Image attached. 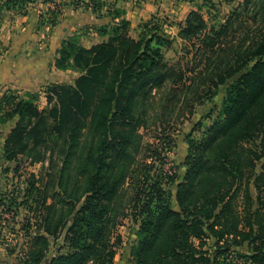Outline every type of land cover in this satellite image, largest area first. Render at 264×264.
Returning <instances> with one entry per match:
<instances>
[{
	"label": "trees",
	"instance_id": "16d2710c",
	"mask_svg": "<svg viewBox=\"0 0 264 264\" xmlns=\"http://www.w3.org/2000/svg\"><path fill=\"white\" fill-rule=\"evenodd\" d=\"M205 2L210 18L212 8L219 14L215 2ZM202 7L191 11L180 31L185 41L199 45L207 60L205 72L200 69L193 80L208 74L205 90L212 96L220 85L242 73L226 89L221 108L225 119H217L212 134L197 150L199 155L189 160L190 173L177 183L180 209L167 202L165 189L159 187L162 181L151 180L153 165L145 163V176L137 175L135 198L142 201L145 218L135 249L139 264H226L230 257L226 254L246 242L253 248L243 255L244 263L264 264V169L259 174L253 169L264 151L247 149L242 143L264 134V0H243L225 21H211ZM121 12L114 18H120ZM129 26L130 21L122 18L111 31L102 27L99 32L109 35L108 40L90 47L75 37L63 41L56 67L85 72L76 85L54 84L57 103L50 108L54 124L44 125L43 110L33 93L23 96L9 91L0 100V121L19 119L6 140L10 157L25 152L35 131L40 133L38 140L44 133V143H50V137L54 145L61 144L60 140L69 142L60 190L55 201L43 205L47 214L40 228L46 234L33 237L36 248L31 260L35 263L49 251V237L58 236L72 212L75 217L66 235L71 249L54 256L50 264H111L116 255L110 236L107 241V230L112 227L113 207L120 201L121 189L136 176L134 165L142 148L139 129L148 123L147 105L155 89L177 82L162 50V44L170 40L158 25L145 22L138 38L128 33ZM220 53L224 58L217 64V72H211L213 58ZM55 97L48 95L49 101ZM242 113L246 116L224 141L211 146L219 130L227 129ZM262 141L264 150V138ZM240 149L246 152L247 161ZM252 178L256 200L250 187ZM242 187L246 215L235 207ZM210 236L219 244L214 253L204 248V239ZM193 237L200 239L198 244ZM222 240L226 243L221 244Z\"/></svg>",
	"mask_w": 264,
	"mask_h": 264
},
{
	"label": "rangeland",
	"instance_id": "374dc122",
	"mask_svg": "<svg viewBox=\"0 0 264 264\" xmlns=\"http://www.w3.org/2000/svg\"><path fill=\"white\" fill-rule=\"evenodd\" d=\"M107 1L95 0L92 8L98 15L109 11V15L113 16L122 11L120 18L113 16L108 24L102 26L95 27L92 24L80 26L64 40L75 37L82 45L93 41L96 43L107 41L109 35H105V38L101 40L102 38L95 33V28L98 34L104 26L111 31L122 18L130 21L128 33L138 38L142 25L145 22H151V25H158L159 30L162 31L161 34L170 40L169 43L165 41L162 44V50L165 54V63L176 72L174 79H177V82H167L165 87L153 91L150 104L147 105L148 123L139 129L142 135L140 140L142 148L137 154L134 165L136 176L121 189L120 201L113 207L112 227L107 230V241L110 236L116 250L111 264H139L135 249L139 244V230L145 218L142 212V201L135 198L137 186L134 185L138 180L137 175L140 178L145 176V163H150L149 166L153 165L151 180L154 181V178L161 180L162 184L159 187L165 189L167 202L174 209H180L177 201V183L185 179L186 173H190L192 168L189 160L199 155L200 151L197 152V150L202 149L205 141L212 134L213 127L217 126L214 125L217 119L219 117L222 120L225 119L221 108L226 89L242 72L220 85L218 91L212 96H209L205 90L208 74L200 75L196 81L193 80L200 69L205 72L207 60L199 51V45L185 41L180 36V31L186 24L191 11L198 10L199 6H203L202 11L207 18H210L206 0H109L106 3ZM212 1L217 4L220 12L218 14L212 8L213 14L210 20L225 21L227 15L243 0ZM67 4H72L78 9L85 7L86 1L9 0L7 2V0H0V100L9 91L23 96L33 93L38 98L37 103L40 109L43 110L42 121L45 126L55 123L50 115V108L57 103L53 92L54 84L76 85L78 77L85 72L77 68L63 70L56 67L58 52L64 40L55 54L54 48L51 50L49 47L51 37L54 35L51 27L60 20ZM33 12L37 15L38 26L30 29L32 21L27 16H32ZM43 41H46V44L43 45ZM43 50L50 52V55L41 58L39 52ZM222 56L224 58V54L220 53L213 58L211 72H217V64L221 62ZM246 70L247 68L243 71ZM60 75H62L61 78ZM49 94L55 97L51 101L48 98ZM244 116L246 113H242L239 118L231 121L227 129L219 130L211 146L222 143ZM18 121V117L0 121V264H50L54 256L71 249L70 240L66 238V235L73 223L75 212L70 214L67 225L59 230L56 238L49 237L50 249L39 263L31 260L36 248L34 236L39 233L46 234L40 228L47 214V209L43 205L46 202L55 201V193L60 190L59 177L69 142L66 141L67 144L60 140L61 144L54 145L51 144L54 138L50 137V143H44L42 140L44 133L38 140L40 133L35 131L27 142L28 148L25 152L10 157L6 140ZM35 121L37 122V119L33 120ZM32 124L34 123L30 125ZM219 127L222 129L223 126ZM90 137V135L85 136V138ZM263 138L264 134L256 140L242 143L247 149L260 152L264 151L260 147ZM33 148L34 150H29ZM240 151L243 159L247 161L246 152L241 149ZM247 169H251V165H248ZM253 169L255 174L263 171L264 156L255 161ZM166 179L170 180L165 182ZM250 187L256 200L258 192L254 178L251 179ZM243 189L242 187V190L238 192L235 207L241 211L242 215H246L243 210L246 202ZM262 196L264 198V192ZM255 204L257 205L256 202ZM191 239L196 244L200 240L195 237ZM204 240V248L214 253L219 246V244L215 245V238L210 236L205 237ZM225 243V240L221 241V244ZM252 248L253 246L248 242L235 246L230 253L226 254L228 257L230 255L226 259V264H245L242 257L245 253L252 252Z\"/></svg>",
	"mask_w": 264,
	"mask_h": 264
},
{
	"label": "crops",
	"instance_id": "0c3cea01",
	"mask_svg": "<svg viewBox=\"0 0 264 264\" xmlns=\"http://www.w3.org/2000/svg\"><path fill=\"white\" fill-rule=\"evenodd\" d=\"M84 1H86L85 7L83 6L78 9L74 8L72 4L65 5L60 20L57 22L56 25L51 27V31L54 32V35L51 37L52 40H51V44L49 45V47H51V50L54 48V51H53L54 54L56 52V49L62 43V41L65 38H67V35H71L80 26L92 24L95 27H97V26L108 24L109 21L112 20L113 16L109 15V11H107L106 13H102L100 15L96 13L97 11L92 8L93 1L95 0H84ZM108 1L106 3H108ZM102 11L104 12L103 8H102ZM30 16H27L29 20L32 21L31 26L29 28L34 29L35 27L38 26L37 15L35 12H33L32 16L31 17ZM95 33H97L98 37L102 38L101 40L105 38L104 35L98 34L96 28H95ZM44 37L48 42V38L45 36V34H44ZM95 43L96 42L93 41L90 44L85 43L84 45L91 46ZM44 44H46V41H43V45ZM39 53L41 55V58H44L48 56L50 52L48 53L45 50H43V51H40ZM61 76L62 75H60V78ZM59 80L61 81L64 79H59Z\"/></svg>",
	"mask_w": 264,
	"mask_h": 264
}]
</instances>
